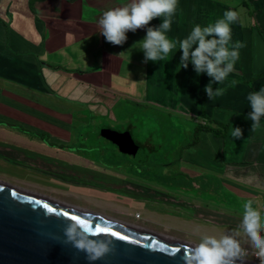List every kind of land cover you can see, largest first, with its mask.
<instances>
[{
    "label": "crops",
    "instance_id": "obj_1",
    "mask_svg": "<svg viewBox=\"0 0 264 264\" xmlns=\"http://www.w3.org/2000/svg\"><path fill=\"white\" fill-rule=\"evenodd\" d=\"M127 2L42 0L31 8L30 0H0V141L30 142L35 153L53 152L33 134L40 131L54 137L62 129L59 137L73 140L69 128L80 125L72 118L74 112L114 116L123 102L160 106L180 122H192V132L196 125L217 132L226 128L222 136L201 131L198 142L189 148L193 138L189 129H182L186 148L182 166L198 172L195 175L207 172L228 181L233 194L250 201L264 218V117L258 127L245 119L250 111L248 93L264 87V0H179L169 38L183 39L194 25L214 22L226 10L238 14L231 26L232 42L244 46L235 70L213 85L220 95L212 100L204 92L209 77L197 76L191 65L174 74L180 51L156 62L144 61L139 41L146 29L129 31L123 45L106 41L99 19L103 12ZM161 22L156 18L150 24ZM233 127L243 130L241 139L232 137ZM197 154L204 163L190 157ZM238 208L228 212L227 234L240 242L243 206Z\"/></svg>",
    "mask_w": 264,
    "mask_h": 264
},
{
    "label": "rangeland",
    "instance_id": "obj_2",
    "mask_svg": "<svg viewBox=\"0 0 264 264\" xmlns=\"http://www.w3.org/2000/svg\"><path fill=\"white\" fill-rule=\"evenodd\" d=\"M113 113L114 116L74 112L72 118L80 123L70 127L75 140L69 146L68 139H63L64 149H52L44 143L53 152L38 149L35 153L34 143L30 142L0 141V183L191 246L204 235L219 238L227 234L231 219L228 212H236L239 205L250 201L236 197L229 188L231 184L217 175H195L198 172L189 169L190 173L182 166L186 151L182 129H189V137L194 138L193 123H182L164 108L148 104L123 102ZM106 127L130 132L144 154H149L147 163L136 164L114 150L101 137L100 131ZM73 149L82 155L89 150L88 157L102 169L81 167L75 158L59 154ZM190 157L204 163L199 154ZM206 160L212 161L210 157ZM208 164L217 167L215 163ZM133 166L144 175L149 173L150 179L134 181L128 170ZM246 260L260 264L255 256Z\"/></svg>",
    "mask_w": 264,
    "mask_h": 264
},
{
    "label": "clouds",
    "instance_id": "obj_3",
    "mask_svg": "<svg viewBox=\"0 0 264 264\" xmlns=\"http://www.w3.org/2000/svg\"><path fill=\"white\" fill-rule=\"evenodd\" d=\"M179 0H128L121 7L103 12L99 26L107 42L113 45H123L129 31L146 29V35L139 41V49L144 53L145 62H156L164 59L170 53L173 56L181 52L180 62L174 69V74L191 65L197 76L206 75L209 83L204 87L209 100L220 95V89L213 85L220 84L235 70V64L240 59V42H232V24L238 19L234 10H226L221 18L207 25L196 24L183 39L169 38L172 30L173 17L176 15ZM162 18L158 26L150 22ZM177 45L179 47L177 48ZM250 111L245 116L252 122L251 127H258L264 117V87L248 93L246 97ZM243 130L233 127L232 137L241 139ZM65 229V243L72 244L79 251L86 253L87 259L94 262L107 254L111 241L94 239L102 232L93 228L83 219L73 217ZM264 218L253 210L250 203L242 208L238 233L242 239L237 242L233 235L224 234L217 238L214 235H204L197 245L190 247L185 264H243L251 256L264 264ZM235 235V234H234ZM242 245H246L242 246Z\"/></svg>",
    "mask_w": 264,
    "mask_h": 264
},
{
    "label": "water",
    "instance_id": "obj_4",
    "mask_svg": "<svg viewBox=\"0 0 264 264\" xmlns=\"http://www.w3.org/2000/svg\"><path fill=\"white\" fill-rule=\"evenodd\" d=\"M100 134L119 153L147 161L130 132L106 127ZM73 217L107 229L93 238L110 240L111 250L91 264H185L193 247L0 183V264H90L86 253L65 243Z\"/></svg>",
    "mask_w": 264,
    "mask_h": 264
},
{
    "label": "flooded vegetation",
    "instance_id": "obj_5",
    "mask_svg": "<svg viewBox=\"0 0 264 264\" xmlns=\"http://www.w3.org/2000/svg\"><path fill=\"white\" fill-rule=\"evenodd\" d=\"M111 128V127H110ZM112 129V128H111ZM115 128H113V130H114ZM59 131H62V132H65V130H62V129H59V130H56V132H55V136L54 137H52L50 134H48L47 132H40V131H38L37 133H35V134H33V136L35 137V135H37V137H39V138H37L36 139V141H40V142H42L43 144L45 143V145H47V146H49V147H52V149H54L55 147L56 148H58V147H61V149H64L66 146H63V142H62V138H60L59 137V135H60V133H59ZM73 130L71 129V128H69V133H71ZM115 131H118L117 129H115ZM22 133H25V132H22ZM58 134V135H57ZM71 135H73L74 136V134H72L71 133ZM62 136H63V134H62ZM33 137V139H35ZM58 137V138H57ZM75 140V136H74V138H73V140L72 141H74ZM105 140V139H104ZM64 141H66V140H64ZM69 141V146L72 144V141L71 140H68ZM106 141H108V140H106ZM109 142V141H108ZM112 146H113V149L114 150H116L117 152H119L118 151V148L115 146V145H113L111 142H109ZM68 148H70V147H68ZM64 153H66V154H68V157H66V158H70V156L71 157H73V158H75V160H76V163H78V164H80V166L82 167V166H86V167H89V169H93V170H96L97 171V169L98 170H101L102 168L100 167V165H98L97 163H93L92 162V160H91V158L90 157H88L89 155L88 154H90V151L88 150H86L85 151V153H84V155H82V153H80V151L79 150H76V149H73L72 151H66V152H64ZM121 154V153H120ZM124 155V154H123ZM125 156H127V155H125ZM128 157H130L131 159H133V161L136 163V164H145V163H147V161H145L144 163H140L139 161H136V160H134V158L133 157H131V156H128ZM148 155H147V160H148ZM73 158H71L72 160H74ZM141 159H143V157H141ZM74 160V161H75ZM118 167H120V165H118ZM91 170L89 171V174L91 173ZM130 172H132V176H133V180L135 181V180H137V181H139V182H141L142 180L140 179V178H142V179H144V180H148V179H150V174L149 173H147L148 175H144L143 173H140L141 171H140V169L139 168H137V167H135V166H133L132 167V169H128ZM118 171V170H117ZM96 173V172H95ZM134 174V175H133ZM94 175V174H93ZM142 182H144V181H142Z\"/></svg>",
    "mask_w": 264,
    "mask_h": 264
},
{
    "label": "trees",
    "instance_id": "obj_6",
    "mask_svg": "<svg viewBox=\"0 0 264 264\" xmlns=\"http://www.w3.org/2000/svg\"><path fill=\"white\" fill-rule=\"evenodd\" d=\"M36 1H42V0H30L31 8H33V4ZM225 130H226V128H224L223 132H217V131H213L210 127L202 126V125H196L195 128H194V133H193L194 138L191 141V143H189L186 147L189 148V147L195 145L198 142L199 134H200L201 131L213 132L214 135H216V136H222L224 134ZM149 149H150L151 152H154V148H149Z\"/></svg>",
    "mask_w": 264,
    "mask_h": 264
},
{
    "label": "snow or ice",
    "instance_id": "obj_7",
    "mask_svg": "<svg viewBox=\"0 0 264 264\" xmlns=\"http://www.w3.org/2000/svg\"><path fill=\"white\" fill-rule=\"evenodd\" d=\"M101 231H107V229H101ZM113 235H115V233H113Z\"/></svg>",
    "mask_w": 264,
    "mask_h": 264
},
{
    "label": "bare ground",
    "instance_id": "obj_8",
    "mask_svg": "<svg viewBox=\"0 0 264 264\" xmlns=\"http://www.w3.org/2000/svg\"><path fill=\"white\" fill-rule=\"evenodd\" d=\"M251 264H253V263H251Z\"/></svg>",
    "mask_w": 264,
    "mask_h": 264
}]
</instances>
